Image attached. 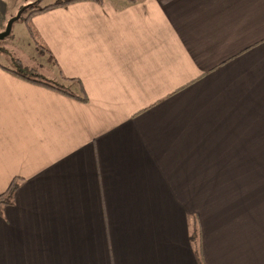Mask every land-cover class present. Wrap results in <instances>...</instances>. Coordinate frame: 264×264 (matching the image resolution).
<instances>
[{"label":"crops","instance_id":"0c3cea01","mask_svg":"<svg viewBox=\"0 0 264 264\" xmlns=\"http://www.w3.org/2000/svg\"><path fill=\"white\" fill-rule=\"evenodd\" d=\"M29 22L50 81L86 100L0 65V264H264V0Z\"/></svg>","mask_w":264,"mask_h":264},{"label":"rangeland","instance_id":"374dc122","mask_svg":"<svg viewBox=\"0 0 264 264\" xmlns=\"http://www.w3.org/2000/svg\"><path fill=\"white\" fill-rule=\"evenodd\" d=\"M52 0H42L39 7L44 4H48ZM26 5L22 7L28 8L31 4L33 5L35 0H25ZM6 11H7V6ZM20 7L19 9H21ZM4 6L0 3V33L4 31L7 21L16 15L19 9L14 12H4ZM28 13H22L19 20L13 24L12 30L8 37L0 40V65L10 70L24 69L40 74L47 79H59L56 76L55 71L51 70L50 65L46 62V55L37 54L34 48V43L30 39L29 34L24 23L25 16ZM54 82V81H52ZM56 83V82H55ZM62 85L68 86L70 84L62 83ZM71 89V87H70ZM72 91V90H71Z\"/></svg>","mask_w":264,"mask_h":264},{"label":"trees","instance_id":"16d2710c","mask_svg":"<svg viewBox=\"0 0 264 264\" xmlns=\"http://www.w3.org/2000/svg\"><path fill=\"white\" fill-rule=\"evenodd\" d=\"M80 1H83V0H54V2L50 5H47L44 7H39V4L42 2V0H35L33 5L31 4L30 6H28V8H26L24 10L23 14L26 12L28 13L25 16V19H23L24 23L26 25L27 32H28L30 38L36 43V46L38 49L46 50L44 47L42 48L39 45L38 36H37L35 30L32 28V26L29 22L30 18L35 14L43 13V12H46L48 10H52L55 8H61V7L67 6L69 4H72L75 2H80ZM96 1H99V0H96ZM10 36H11V34H10ZM9 72L11 74L15 75L16 77L21 78L27 82L37 84V85H40L43 87H47L49 89L60 92L64 95L71 97V98H74L76 100H79V101H85L86 100L85 97L80 98V97L75 96L73 93L69 92L62 85L57 84L55 82H52V81L44 78L40 74L32 72V70L28 71V70H24V69H22V70L16 69V70H12ZM16 189H17V183H16V181H12L10 183V185L8 186V188L3 193L0 194V214H1V210L3 207L12 204V198H13V195H14Z\"/></svg>","mask_w":264,"mask_h":264},{"label":"water","instance_id":"95a60500","mask_svg":"<svg viewBox=\"0 0 264 264\" xmlns=\"http://www.w3.org/2000/svg\"><path fill=\"white\" fill-rule=\"evenodd\" d=\"M25 9H26V6L22 7L21 9L18 10V12L16 13L15 16L11 17L7 21L4 31L0 33V40H3L4 38L9 36V34L12 30L13 24L19 20L20 16L22 15V13L24 12Z\"/></svg>","mask_w":264,"mask_h":264}]
</instances>
